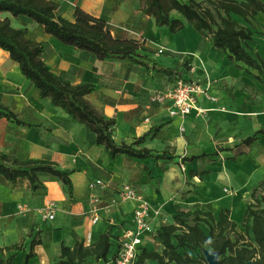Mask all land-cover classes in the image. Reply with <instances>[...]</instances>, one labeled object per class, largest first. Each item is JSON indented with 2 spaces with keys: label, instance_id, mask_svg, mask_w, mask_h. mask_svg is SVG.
<instances>
[{
  "label": "crops",
  "instance_id": "1",
  "mask_svg": "<svg viewBox=\"0 0 264 264\" xmlns=\"http://www.w3.org/2000/svg\"><path fill=\"white\" fill-rule=\"evenodd\" d=\"M54 1L59 3L66 18L74 20L76 8L81 7L105 19L116 38L145 43L153 52L149 56L160 64L202 82L207 78L214 81L212 94L219 100L213 103L202 97L200 103L207 109L205 116L191 113L184 119L174 118L166 105L153 100L159 91L173 84L168 75L155 70L148 72L145 66L129 61L100 60L52 37L31 18L1 12L0 18H10L14 27L27 28L30 39L49 43L43 57L54 72L74 83L88 81L102 85L88 99L109 116L116 117L114 137L118 142L132 143L153 125L170 121L156 137H148L144 145L159 153L191 157L215 152L218 146L233 147L229 145L230 139L239 138L241 126L247 121H251L254 130L251 134L264 128L263 104H248L250 119L246 110L240 112L238 108L253 94L261 93L264 86L223 57L221 50L210 46L208 39L193 26L188 25L176 34L167 26L158 28L153 17L142 12L140 0ZM261 19L264 22V15L259 14L258 20ZM256 39L264 42V36H255L250 42L254 48ZM0 103L10 107L21 120L42 125L29 127L0 118V151L21 159L54 161L62 169H79L71 176L73 198L61 181L48 174H41L46 188L36 192L27 178H20L12 187L0 175V246L13 243L26 246V251L18 253L12 264H26L29 252L34 256L28 264H57L63 243L71 247L83 240L87 245L94 243L109 225L114 226L113 232L122 233L129 227L137 206L136 200L122 198L125 184L160 205L166 223H172L179 211L198 207L214 210L215 215L221 207L229 208L231 219L241 222L244 203L250 199L255 184L264 178V157L258 161L255 153L264 136L236 161L226 159L233 152L223 151L205 161L186 162V173L183 166L165 160L155 166L153 159L119 155L112 163L105 148L95 143V136L62 108L52 106L49 98H42L35 85L21 73L19 64L1 47ZM145 166L151 168L150 174L144 173ZM203 169L210 171L203 178L189 174L190 170ZM96 180L102 184L91 187ZM49 201L56 204L52 220L45 218ZM95 215L99 219L93 222ZM13 253L14 250L5 251L0 257L7 258Z\"/></svg>",
  "mask_w": 264,
  "mask_h": 264
},
{
  "label": "trees",
  "instance_id": "2",
  "mask_svg": "<svg viewBox=\"0 0 264 264\" xmlns=\"http://www.w3.org/2000/svg\"><path fill=\"white\" fill-rule=\"evenodd\" d=\"M145 15L153 17L158 28L167 26L176 34L188 25L194 27L209 45L221 50L236 67H240L256 78L264 86V57L250 42L257 34L258 15H264L263 0H140ZM9 12L15 17L26 16L44 26L45 31L66 45L92 53L103 61H129L143 65L148 72L153 70L168 75L174 81L182 74L179 70L164 66L149 56L153 53L145 43L136 39L116 38L108 22L85 11L75 10V19L66 18L60 5L54 0H0V13ZM0 47L9 52L10 57L20 67L21 73L39 90L42 98H49L51 105L62 108L71 118L83 125L95 136V143L103 146L115 163L119 155L133 159H153L154 165L165 160L181 167L186 162L205 161L218 156L223 151L233 152L227 160L236 161L238 156L249 153L254 144L264 136V128L242 139L233 147L218 146L215 152H203L191 157L171 156L166 151L159 153L145 146L148 137H156L170 124V121L156 124L132 143L118 142L114 137L116 117L109 116L88 99V95L100 90L102 85L94 82L74 83L69 77L54 72L43 55L49 47L46 41H35L28 37L27 28H16L10 18H0ZM0 118H7L18 125L42 127L28 123L0 103ZM180 158V160L178 159ZM79 169H62L57 162L40 159H21L0 151V175L5 176L12 187L20 178H27L31 189L36 192L46 188L41 174H48L62 182L66 193L73 198L74 182L71 178ZM186 173V169H183ZM150 174L151 168L144 167ZM208 169L190 170L192 176L203 178ZM172 223L157 226L155 240L163 245L162 252L144 248L136 264L156 261L158 264H209L206 252L218 254L220 264H264V178L252 188L250 199L244 203L241 222L231 219V210L221 207L214 210L196 208L182 210L173 216ZM113 225H109L99 239L91 244L78 241L74 246L61 245L57 264H92L106 262L114 252ZM240 228V229H239ZM9 257H0V264H12L16 255L26 251L24 243H13L1 247L0 253L12 251ZM190 251H199L194 257ZM111 254V255H110ZM34 256L27 254V262Z\"/></svg>",
  "mask_w": 264,
  "mask_h": 264
},
{
  "label": "built area",
  "instance_id": "3",
  "mask_svg": "<svg viewBox=\"0 0 264 264\" xmlns=\"http://www.w3.org/2000/svg\"><path fill=\"white\" fill-rule=\"evenodd\" d=\"M213 87L214 81L210 78L202 82L190 74H183L171 86L159 91L153 100L166 105L174 118L184 119L191 113L201 117L207 114V109L200 103L202 97L213 103L219 100L212 94ZM183 169L185 170L184 166ZM95 184H102V181L96 180V183H91V187ZM121 196L123 199L136 200L137 206L132 213L129 227L122 233L120 231L113 233L114 252L104 264H136L142 250L146 247L150 248V242L155 241L157 226L166 221L162 215V207L155 201L140 195L130 185H123ZM55 209V202L49 201L45 206V218L54 219ZM94 212H97V208H94ZM98 219L99 217L95 215L93 222ZM90 238L91 234H88L87 240L90 241Z\"/></svg>",
  "mask_w": 264,
  "mask_h": 264
},
{
  "label": "rangeland",
  "instance_id": "4",
  "mask_svg": "<svg viewBox=\"0 0 264 264\" xmlns=\"http://www.w3.org/2000/svg\"><path fill=\"white\" fill-rule=\"evenodd\" d=\"M255 29H256V31H264V22H263L262 19L258 20V22L256 23V26H255ZM258 38H260V37L258 36ZM254 43L256 44V46H257L256 48L257 49L254 48V47L253 48L256 51L260 52V54L263 56V54H264V42L262 40H260V39H256V42H254ZM162 56L168 58L166 55H162ZM167 66H169V65H167ZM243 71H245V70H243ZM258 99H259V101H258ZM252 103H253V105H255V104L258 105L260 103L264 105V90H262L261 93H257L256 95L253 94L251 97L247 98V100L245 102H243V103L241 102V105H242L241 107H238L240 112H242L243 110H246L247 119L249 117L251 118V116H252V113H248V112H250L248 104H252ZM221 110L225 111V107H223V109H221ZM250 123H251V121H247L241 126V130H240L241 131V135L237 139H236V137L235 138H231L230 142H229L230 146H233V145L239 143L240 139L246 138L247 136L251 135V133L254 130L252 128V125L250 127ZM208 148H210V147H208ZM259 150H260V152H259ZM255 153H256V158H258L257 159L258 161H259V159H263V157H264V137H262L261 140L259 141V144L257 146V149H256ZM253 155H254V153H253ZM165 223H166V221H165ZM150 249L162 252L163 245L161 244V242H159L156 239L155 241L150 242ZM190 253L194 257H198L199 255H201V253L199 251H190ZM104 263L105 262H103V261H99V262H93L92 264H104ZM147 264H158V263L156 261H148Z\"/></svg>",
  "mask_w": 264,
  "mask_h": 264
},
{
  "label": "water",
  "instance_id": "5",
  "mask_svg": "<svg viewBox=\"0 0 264 264\" xmlns=\"http://www.w3.org/2000/svg\"><path fill=\"white\" fill-rule=\"evenodd\" d=\"M206 258L209 262V264H220L218 260V254L212 252L211 250H208L206 252Z\"/></svg>",
  "mask_w": 264,
  "mask_h": 264
}]
</instances>
